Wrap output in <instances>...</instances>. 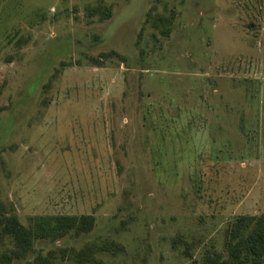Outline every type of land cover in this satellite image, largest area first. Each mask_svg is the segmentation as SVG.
<instances>
[{
	"label": "rangeland",
	"instance_id": "1",
	"mask_svg": "<svg viewBox=\"0 0 264 264\" xmlns=\"http://www.w3.org/2000/svg\"><path fill=\"white\" fill-rule=\"evenodd\" d=\"M0 213L95 217L31 258L264 264L227 246L264 215V0H0Z\"/></svg>",
	"mask_w": 264,
	"mask_h": 264
},
{
	"label": "trees",
	"instance_id": "2",
	"mask_svg": "<svg viewBox=\"0 0 264 264\" xmlns=\"http://www.w3.org/2000/svg\"><path fill=\"white\" fill-rule=\"evenodd\" d=\"M96 64H99L96 62ZM27 94H31L29 89ZM5 121L11 124V116ZM12 128V125H11ZM96 226L92 215L83 216H35L25 225L15 215L0 213V242H11L12 247L0 253V264H14L25 261L24 264H55L60 252L63 259L70 257L79 264L96 263L95 253L98 251L116 249L117 243L91 244L81 250L61 248L50 250L46 255L39 254L31 258L35 245L40 240L60 242L71 235L80 237L91 233ZM229 254L235 260L250 259L255 263L264 261V215L260 217H241L231 227L227 236Z\"/></svg>",
	"mask_w": 264,
	"mask_h": 264
}]
</instances>
